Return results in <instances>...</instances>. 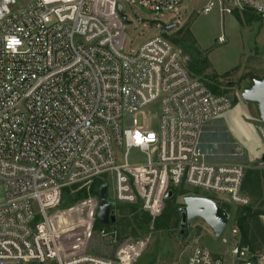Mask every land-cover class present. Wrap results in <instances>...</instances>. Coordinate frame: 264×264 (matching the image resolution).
Instances as JSON below:
<instances>
[{"label": "built area", "instance_id": "obj_1", "mask_svg": "<svg viewBox=\"0 0 264 264\" xmlns=\"http://www.w3.org/2000/svg\"><path fill=\"white\" fill-rule=\"evenodd\" d=\"M182 1L126 0L159 16ZM114 7L106 0H0V264H137L139 242L117 246L112 257L87 254L82 242L74 255L61 242L70 228L63 214L76 213V225L90 227L98 206L89 198L56 212L63 188L98 178L107 180L112 206L138 204L152 216L169 190L184 192L182 200L208 197L222 209L249 202L247 165L201 148L205 128L231 99L190 75L164 35L125 50ZM214 8L264 18V0H207L202 11ZM151 104L156 129L143 116ZM132 148L141 160L129 159ZM110 224L96 234L114 244ZM215 240L222 251L196 244L184 264H264V253L242 244L228 223Z\"/></svg>", "mask_w": 264, "mask_h": 264}, {"label": "rangeland", "instance_id": "obj_2", "mask_svg": "<svg viewBox=\"0 0 264 264\" xmlns=\"http://www.w3.org/2000/svg\"><path fill=\"white\" fill-rule=\"evenodd\" d=\"M206 1L183 0L176 12L159 16L137 5L130 7L126 0H106L108 5L115 3L114 13L121 23L125 50L136 48L154 35H164L180 50L190 75L231 99L230 109L205 128L201 148L204 152L207 150V155L209 153L212 158L235 160L247 165L244 191L249 202L246 206L258 212L256 222H250L249 227L251 230V226L256 223L264 230V155L261 132L264 123L259 118L256 103L245 101L241 96L243 90L251 85L249 74L264 77V18L245 9L223 15L216 8L203 12ZM117 3L122 4V11H118ZM122 15H125V19ZM218 36H222L223 41H218ZM157 114L156 104H151L143 113L146 118L152 117V129L157 128ZM137 120L141 121V116ZM142 155L136 148L130 149L128 153L130 160H141ZM93 181L98 186L106 184L107 195L111 196V188L106 179ZM90 184L71 186L69 192L73 196ZM183 194L180 191L170 199H165L163 208L155 216L143 211L139 205H111L116 221L107 229L116 231L117 241L114 244L96 234L99 229L96 222L90 227H83L76 225V213L63 214L61 221L67 219L70 228L61 234V242L65 247L69 246L74 255L82 252L79 246L82 242L83 247L87 244V254L105 257H112L117 246L128 243L136 245L139 242L142 248L137 264H184L196 244L213 251H222L223 246L217 243L211 229L201 219H194L188 232L183 230L180 233L179 209L184 206L181 198ZM89 198L98 201V195H89L68 204L67 197L61 195L56 212H64L68 207ZM240 207L243 206L229 208L228 224L237 229L242 244L248 245L252 252L264 253V240L252 244L244 241L236 224ZM88 232L93 234L87 239Z\"/></svg>", "mask_w": 264, "mask_h": 264}, {"label": "water", "instance_id": "obj_3", "mask_svg": "<svg viewBox=\"0 0 264 264\" xmlns=\"http://www.w3.org/2000/svg\"><path fill=\"white\" fill-rule=\"evenodd\" d=\"M118 11H122V4L117 3ZM125 19V15H122ZM168 29H170L168 27ZM251 81L250 87L241 93L245 101L255 102L258 108L259 118L264 123V77L258 78L253 74H249ZM172 191L169 190L165 194V199L172 197ZM184 206L180 211V233L188 229L194 219H201L212 231L213 236L218 238L228 223L230 215L226 210L222 209L212 199L203 196H186L183 198ZM96 219L103 225L113 224L116 217L111 211V204L108 200L107 186L102 185L98 196V206L96 211Z\"/></svg>", "mask_w": 264, "mask_h": 264}, {"label": "trees", "instance_id": "obj_4", "mask_svg": "<svg viewBox=\"0 0 264 264\" xmlns=\"http://www.w3.org/2000/svg\"><path fill=\"white\" fill-rule=\"evenodd\" d=\"M213 92H216V90L214 88H212L211 86L209 87ZM74 186H72L71 188H73ZM244 187V185H243ZM100 188L101 186L97 185L96 181H92L90 186H88L86 189H81L78 190L73 196L70 194L69 189L70 187H65L62 190L61 195L62 196H66L67 199V203L69 204L70 202L76 200V199H81L84 197H87L89 195H98L99 196V192H100ZM131 205H138V204H131ZM224 210H226V212L229 213V208H225ZM237 220H236V224L239 227L241 234L243 236L244 241L247 244H252V243H256L258 240L260 242H263L264 240V230L261 229L260 227H258L256 225V223H254L251 226V230L249 227L250 222H256V218L258 215V212L255 210H252L249 206H243L240 207L238 209L237 212ZM97 226L101 227L102 224L96 220ZM251 231V232H249ZM249 236V239H248ZM253 249V248H251Z\"/></svg>", "mask_w": 264, "mask_h": 264}, {"label": "crops", "instance_id": "obj_5", "mask_svg": "<svg viewBox=\"0 0 264 264\" xmlns=\"http://www.w3.org/2000/svg\"><path fill=\"white\" fill-rule=\"evenodd\" d=\"M219 37H222V36H218V38H219ZM222 38H223V37H222ZM237 62H238V61H236L235 63H233V65H235ZM202 143H203V136H202ZM206 151H207V150H206ZM206 151H205V152H206ZM208 152H209V151H208ZM206 153H207V152H206Z\"/></svg>", "mask_w": 264, "mask_h": 264}, {"label": "snow or ice", "instance_id": "obj_6", "mask_svg": "<svg viewBox=\"0 0 264 264\" xmlns=\"http://www.w3.org/2000/svg\"><path fill=\"white\" fill-rule=\"evenodd\" d=\"M13 43H15V42H13Z\"/></svg>", "mask_w": 264, "mask_h": 264}]
</instances>
